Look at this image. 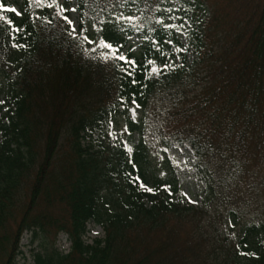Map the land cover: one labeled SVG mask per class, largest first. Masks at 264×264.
Returning <instances> with one entry per match:
<instances>
[{"label":"trees","instance_id":"trees-1","mask_svg":"<svg viewBox=\"0 0 264 264\" xmlns=\"http://www.w3.org/2000/svg\"><path fill=\"white\" fill-rule=\"evenodd\" d=\"M77 1L0 0V264H17L26 231L71 243L67 253L45 246L34 264H264V0ZM16 6L20 15L7 10ZM73 12L79 34L63 19ZM161 19L191 20L192 61ZM101 40L143 64L128 69L137 84ZM162 54L176 67L156 75ZM156 98L177 126L169 139L195 155L199 206L131 115ZM120 112L123 133L112 129ZM89 223L105 237L88 243Z\"/></svg>","mask_w":264,"mask_h":264},{"label":"rangeland","instance_id":"rangeland-1","mask_svg":"<svg viewBox=\"0 0 264 264\" xmlns=\"http://www.w3.org/2000/svg\"><path fill=\"white\" fill-rule=\"evenodd\" d=\"M170 4L176 8L178 3L176 1H171ZM17 14H21L18 7L15 8ZM73 24L77 23V15L73 14L72 19ZM76 33L78 29L76 28ZM180 35L178 38L185 45V51L188 54L190 60L194 57L193 50L189 41V36L183 30H179ZM134 42L136 48L140 49L142 44L140 37H134ZM4 86L3 79L0 76V88ZM3 99L0 98V105L2 104ZM168 110V104L163 103L161 99H154L147 109L141 111H135L131 115L137 118L143 117L146 122V139L148 144L151 146V153L154 156V159L162 163L165 158H169L177 167L179 180V185L181 188L180 195L182 199L190 204L199 206L202 200L203 186L202 184L194 178L189 169L194 166L195 156L192 150L187 145H176L169 138L172 137L170 130L177 128L175 123L168 124L166 119V113ZM6 108L0 112V115L4 114ZM126 115L122 112L117 114L115 117V125L112 129H115L116 132L123 133L126 124ZM88 231L85 235V240L88 243H91L95 239L104 238L105 230L102 226L89 223L87 227ZM45 246H55L60 251L67 253L70 248V242L67 240L66 235L60 233L58 235L48 234L45 236L44 233L38 232L37 237H34V234L30 231L23 233L20 240V250L21 253L18 254L16 258L17 264H34L35 255L44 251Z\"/></svg>","mask_w":264,"mask_h":264},{"label":"snow or ice","instance_id":"snow-or-ice-1","mask_svg":"<svg viewBox=\"0 0 264 264\" xmlns=\"http://www.w3.org/2000/svg\"><path fill=\"white\" fill-rule=\"evenodd\" d=\"M3 5H0V8H2ZM8 11L10 12H16V9L15 8H8L7 9ZM72 11H75V9H73ZM165 13L171 11L170 9H166L164 10ZM64 21L67 22L68 25H70L72 27V33L74 34L75 31H76V28L77 27H82V25L79 24V22H77L76 24H73V21L69 20L67 16H64L63 17ZM117 21H124V22H127V25L129 28H131V30L133 32H138V31H141V27L136 23L137 21V17L134 16V15H121L119 17L116 18ZM169 20L171 19H175V17H168ZM158 25L160 27H162L163 29L165 30H178L180 28H182V24L181 25H177V24H174V23H168V22H165V19H161L159 20L158 22ZM118 27H120V30L122 33H125V39H131L132 37L130 36H127L126 35V29L122 26V25H117ZM16 31L19 32V28H16ZM181 33L178 32V35H180ZM145 39H147V37H145ZM84 40L89 44V45H92V44H95L96 43V40L90 38L88 35H85L84 36ZM100 43L105 47V49L107 50H110L112 53H113V59L117 60V61H123L124 62V65L126 66L125 68V71H126V76L127 77H131V83L132 84H137L138 81L134 78L133 76V73L131 71H129L128 69L130 68H134V67H139V68H143V64H137V61L135 59H131L129 56L127 55H117L116 53L120 52L123 48H124V45L123 44H119V46H115L113 45L112 43H109L105 40H101ZM153 43H167L169 45H172L174 44L175 42L172 40V39H168L167 41H164V42H161L159 40L153 42ZM17 47H22V45H16ZM182 49H176L177 52L181 51ZM129 52H133L134 49H128ZM157 51L159 52V49H157ZM164 55V60L163 62L161 63L160 66L158 67H154L153 68V73L156 74V75H159V74H163L167 71H169L170 69H174L176 67V64L174 62H172L171 64L169 63V59L170 57L167 55V54H162ZM154 62L153 61H149V64H153ZM132 103H136L135 100L132 101ZM137 107H139V105H137ZM133 111H135V109H133ZM132 149H129V151H131ZM140 178L137 177V180H139ZM141 187H145L146 191L151 193L153 192V189L152 188H148L146 187L143 183H141ZM165 187L167 188L168 186L165 185Z\"/></svg>","mask_w":264,"mask_h":264}]
</instances>
